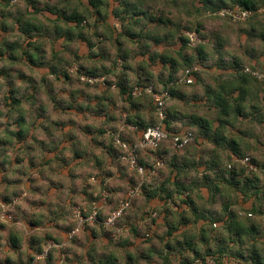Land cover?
<instances>
[{
	"label": "rangeland",
	"instance_id": "374dc122",
	"mask_svg": "<svg viewBox=\"0 0 264 264\" xmlns=\"http://www.w3.org/2000/svg\"><path fill=\"white\" fill-rule=\"evenodd\" d=\"M195 1L197 0L148 1L151 3L150 10H153V13L149 11L147 13L153 14L151 16H154V18L160 16L159 18L163 20H169L173 25L168 27L152 25L149 20L140 19V15L136 17L139 19V23H134L132 21L134 19L130 20V17H126L127 20H124L126 21L125 26L121 29L118 28V31L113 33L114 37L110 34L107 43H105L106 39L104 40L103 37L99 39L97 55L103 57V59L107 57L106 60L86 62L89 67L97 69L96 77H103L104 84L95 89H87L78 82L68 84L64 80L53 81L54 78H51L53 91L50 95H56V104L53 103L46 92V84L41 81V78L40 80L34 78L36 89L25 82V79L30 78L22 76L27 73L26 67L29 66L22 62L21 59L23 58L20 59L19 57H17L19 60L11 63L8 56L9 52L3 46L13 41L19 42L20 39L17 35L13 36V33L5 36L6 33L4 34V31L0 29V36L4 34V38L0 37V52H4L0 55V196L8 198L7 202L9 203L8 206L0 208V264H187L196 254H214L215 256L219 248L222 249L223 255L219 260L217 259L218 264H253L250 258V251L252 250H255L254 252L259 253L264 258L263 218L262 221L258 220L260 222L258 233L253 237H244L241 244H232L228 239V234L222 233L218 228H213L214 233L209 234L212 238L206 243L201 240L197 225L192 222L194 217L190 210L179 211V207L183 206L181 203L178 204V209L174 210L171 206L172 211L165 209V213L167 216H171L170 220L175 221L174 225H177V222H182L181 220L184 218L186 224H191L188 229L180 232L178 231L180 228L176 227L174 229L173 225L169 227L166 224L168 230L173 228V232L169 231L170 233L167 234L166 228L157 227L154 237L142 240L143 234L149 229V224L154 218L157 220L162 210L153 206L150 207L141 193L132 202V208L127 217V222L134 226L133 230L135 229V231L131 229L130 236H121L117 238L118 240L111 241L109 232L87 223L85 225L79 224V230L81 231L78 235L65 239L58 228H60L59 226H66L68 229L77 227L78 220L73 217L74 207L72 206L66 211L62 208L64 212H61L68 214L71 220L70 225L52 223L49 220L51 215H43L44 212L41 213L36 210V206L33 207V204L37 202L36 195L28 193L24 185L26 176H21V171L17 170V166L24 165L23 162L26 157L31 166L33 162L36 164L33 165L35 167L45 162L42 153L50 144H53L57 149L59 147L58 150L61 149V152H56L61 157L67 156L66 154L69 153L67 147L61 146L65 140L71 141L66 146L70 145L73 149L75 146L79 147L81 145L80 148L84 150L85 158L77 167L80 173H76L75 176L87 174L86 180H91V176L95 178L97 175L100 177L99 180L104 181V178H108L109 181L104 186H99L96 179L94 182L92 181L94 191L99 198L108 194L107 188L123 186L120 195L117 193L111 194L110 200L107 199L106 205L101 208V215H106L112 211L124 193L132 188V185L139 182H142V186L148 184L149 177L146 178L147 175L141 180V176L130 170L127 165L119 163L116 154H112L114 147L108 133L117 128L123 114H128L133 122H138L135 118L138 115L143 124H155L154 113L149 109V97L143 99V96L148 95L143 93L142 98L137 97L135 100L132 98L129 101L124 99L122 92L127 93L130 90L132 92L135 88H139L137 86L160 90L167 85V87L173 89L174 97L167 102L166 106L169 107H166V114L169 110L171 113L175 111L181 116L186 115V118L192 116L193 113L195 115L202 114L201 118L203 120L207 121V117H209L210 121L213 119V115L207 112L208 109L205 108L207 103H202L203 100L208 99V86L212 88L225 87L224 83H221V78L226 77L230 82L235 81L232 75L237 74L236 69L243 66L251 67V65H254L257 69H264V0L258 3H262L261 5L254 7L255 12L251 18L240 23L212 16L203 10L199 11L200 8L195 4ZM23 4H25L24 1L17 2L12 7ZM157 8L161 10L157 11L159 15L156 13ZM117 22L121 23L120 20ZM91 23L85 21L83 23L84 28L90 27ZM123 28L133 32L134 35L128 37V39L126 36H122L123 33L119 31H122ZM195 28H198L197 31H199V34L197 33L200 39L198 48H201L202 55L207 58H215L218 55V58H221V64L227 69L217 63L216 65L221 66V69L209 71L215 65L213 60L205 62V64H199L195 47H182L179 40L180 36L183 37L187 32H194ZM218 42L221 43V46L218 45ZM20 43L23 44L24 42L20 41ZM7 46L11 47L8 44ZM16 51L20 55V50ZM160 56L175 60L174 68L171 69L172 67H169V65H164ZM189 58L193 59L191 64L186 62ZM70 65L64 66H67L66 69L68 70L76 67H70ZM189 65L199 68L197 83L201 84V91L192 89L193 86L191 88L179 86L183 83L178 79V74ZM101 68H103L102 72ZM222 75H225V77ZM204 78H207V80ZM167 80L174 81V83H168ZM209 80L211 81L210 84L208 83ZM9 82L12 83L13 90L18 94L17 97L22 96L18 110L26 114L23 118L25 121L27 120L23 126V130L27 133L25 142L16 140V138L9 139L7 135V132L19 130V126L15 124V116L18 115V111L16 113L12 109L14 103L10 101L12 96L14 97V93H7L8 88H10ZM38 83L40 84L39 87H37ZM246 85L250 89V96L246 99L247 107L251 112L252 107L249 106H257L260 109L258 113H261L264 117V104L259 100L261 97L259 94L263 95L264 93L256 82L250 78ZM79 88L84 90L85 93H75V90ZM101 89H103V93L100 92ZM28 95H32L31 98L34 99L31 100ZM229 101L232 102V100ZM71 103L72 109L67 107ZM197 107L204 108L200 110L202 113L199 112ZM132 108L138 109H136V112L131 113ZM32 120L35 123L37 120H39L38 122L41 120L48 121V124H46L43 132L42 130L38 133L36 131L28 137L31 126L35 127L34 124H31ZM49 122L53 124L60 122L61 124L55 127ZM169 126L172 125L169 124ZM238 127L243 132L238 134V137H240L239 143L244 148L247 145L250 149L255 148L258 140L261 142L264 137V118L259 122L258 118L249 117ZM173 128L179 129L175 126ZM190 128L194 136L197 133L200 134L199 129ZM35 130H38V128ZM227 134L236 135L231 132ZM129 137L132 138L130 133ZM40 138H44L43 141L45 140V142H41L42 139ZM42 143L47 144L44 149L41 147ZM207 144L206 151L212 148L209 143ZM22 146L25 147L24 150H21ZM39 149H43V151ZM250 155L256 159L260 156L254 149L250 151ZM250 155L247 154L246 156L250 157ZM106 156L111 158V166H109L110 163L106 160L108 159ZM162 162L163 165L155 171L157 175L163 172L166 165L163 159ZM47 168L41 167L40 170L45 172ZM57 173V170H52V177L54 176L57 181H64L65 173L62 175L64 176L63 179L58 177ZM117 173H120L126 179L119 180ZM185 173L178 174L181 186L186 184L185 179L188 183L191 176L193 180L195 177L196 179L202 177L197 173ZM39 175V177L37 176L36 179L33 178L32 180L37 181L39 184H45L44 176ZM157 175L154 179L157 178ZM253 175L258 177V186L262 185L264 171L256 169ZM170 178L171 174L165 182H170ZM77 181L78 184H81V177L75 182L77 183ZM252 198L250 196L247 200H241L240 208L235 211L240 218L247 215L246 210L251 208ZM263 199L264 197L259 198L258 204H261ZM246 202L248 203L246 204ZM79 205V201L75 203L76 208ZM90 211L89 209L88 213ZM131 219L134 221H131ZM135 222H137V225L133 224ZM162 225H165V223L160 224V226ZM32 227H35V230H31ZM12 238H17L15 246L11 243ZM186 242H189L193 247H187ZM45 249L46 254H44ZM238 254H243L244 259H240ZM233 260H237L238 263Z\"/></svg>",
	"mask_w": 264,
	"mask_h": 264
},
{
	"label": "crops",
	"instance_id": "0c3cea01",
	"mask_svg": "<svg viewBox=\"0 0 264 264\" xmlns=\"http://www.w3.org/2000/svg\"><path fill=\"white\" fill-rule=\"evenodd\" d=\"M148 1L150 0H94V7L90 5L89 0H30L28 4L18 5L16 7H10V6H4L0 3V29L4 31L5 36H8V34L13 33L14 35L18 36V39L20 41L24 42L23 44L20 43V41H13L10 43H7L8 45H11L13 48H17L19 46L20 54H23L24 52L27 54L26 56H23L22 62L29 67H26L27 73L23 74L22 77H29V80H40V78H47V80L51 78H55V75L51 73V68L54 66H64L68 63H72L75 59H80L82 62H85L87 60H96L100 61L102 60L101 56L96 55L90 56L93 54H97L98 52V43L99 39L103 37L105 40V43H107V40H109L110 31L112 33H115L112 29L117 24L118 18L115 17V12L118 14V16L121 17H130L125 13L129 9L130 6L136 8V13H139L140 19H145L143 14L147 15H153L150 13H153V10H150L151 3ZM214 2H220L223 1L227 5L230 4V0H212ZM250 1L252 6H259L261 4H258L259 2L263 0H247ZM1 2V0H0ZM127 3L121 4V3ZM195 4L198 5V2L195 1ZM124 5L128 7H123ZM199 6V5H198ZM196 7V6H195ZM108 9V10H107ZM160 8L156 9V13ZM115 11V12H114ZM150 13H147V12ZM161 11V10H159ZM8 13V14H7ZM159 15V13H157ZM137 15V16H139ZM136 16V17H137ZM75 18L81 19L82 23L85 21L92 22L90 27H85L80 25L78 28L76 21H74ZM136 19V18H134ZM127 20V19H126ZM146 20V19H145ZM126 23V21H125ZM156 23L152 22V25H155ZM125 25V24H124ZM13 31V32H12ZM111 33V34H112ZM4 34L0 37L4 38ZM113 35V34H112ZM114 37V35H113ZM4 44V42H2ZM220 43V42H218ZM7 44L3 45L8 50L11 47H8ZM221 44V43H220ZM221 46V45H220ZM6 51V50H5ZM9 51V50H8ZM7 51V52H8ZM4 53V52H3ZM52 53H56L58 57L60 58V61H56L57 64L54 65V62H52ZM225 58V57H224ZM213 60V63L217 61L218 64L223 66L221 64V58H218V55L213 58H207V62H211ZM226 60V58H225ZM53 63V64H52ZM62 64V65H61ZM23 68L25 69V66L22 64ZM220 67H217L216 64L213 66V68H210V70L216 71L217 69H221ZM224 69H227L225 66H223ZM232 72V71H230ZM208 74V73H207ZM231 74V73H227ZM26 75V76H25ZM210 75V74H208ZM218 75H220L218 73ZM225 77V75H222ZM226 78V77H225ZM221 78V83L226 82L225 87L218 86V87H210L208 86V99H205L202 101V103L205 104V108L208 109V113L213 115V119L209 121V117H207V121L202 120L201 125L206 128L199 129L198 126L190 124L191 122V116L186 118L185 116H181L179 114L172 115L178 117V119H181L180 121H174L172 118H170L167 115L169 126L171 131H177V130H191L190 127H194V129L202 130L201 134H195V140L191 143V145L185 147L182 150H174L172 144L170 141H165L161 148L159 149L160 157L163 158L166 162H172L176 165L177 168L185 169L186 174H212L207 166L205 164L195 166V163L200 161H207L208 160V153L218 151L220 152V155L225 157L224 166H226L228 155L231 157V159L236 158L233 153H231L230 150L224 149L222 147H219L217 145L218 142L222 139V137H225L228 141L235 140L238 147L245 151L246 148L249 147V145L243 147L242 144H240V137H238V134L243 133L241 130H239L240 124L244 123L250 113L249 108L246 104V99L250 96V89L247 87V85H243L244 87V101L242 103V114L245 116L243 117H235L231 114L229 117L225 118V115L220 114V108L217 105V97L221 96L224 98L226 94L229 93V85H228V78ZM207 80V78H204ZM209 80V84H210ZM230 83V82H229ZM192 89L201 91V84L196 85V87H193ZM101 89L100 92H104ZM236 96V95H235ZM259 98L260 101L263 102L264 95H261ZM125 97V96H123ZM126 99V97L124 98ZM258 99V98H257ZM201 103V102H200ZM196 104V103H194ZM232 104V102H231ZM263 104V103H262ZM170 105V104H169ZM138 106V104H137ZM169 107V106H168ZM249 107H253L249 106ZM199 112L202 113L204 108L197 107ZM72 109V108H71ZM138 108H132L130 110L131 113L136 112ZM151 110V109H150ZM147 112V111H146ZM218 113V114H217ZM152 114V113H151ZM199 116H202V114H198ZM135 118L137 121L142 123V120L139 119L140 116L136 115ZM235 120V121H233ZM39 120L34 123L35 127L31 126L28 137H30L31 133H34L37 131L42 132L44 131L46 124H48V121ZM186 121V122H185ZM185 122V124H183ZM40 123V124H39ZM51 125H55L57 127L60 125V122L52 123L49 122ZM143 124V123H142ZM180 127L181 129L173 128V127ZM71 127V126H70ZM38 130H35L37 129ZM50 128V127H49ZM34 129V131H33ZM48 129V126H47ZM18 131V130H17ZM32 131V132H31ZM234 133L235 136L228 135ZM27 133H24V136L22 138L18 137L16 140H21L25 142ZM48 137V136H47ZM42 139V138H40ZM44 139V138H43ZM41 140V142L43 141ZM46 139V138H45ZM53 139V137H52ZM49 140V139H48ZM72 140V139H71ZM40 141V140H39ZM40 142V143H41ZM45 142V140L43 141ZM71 141L65 140L61 146L67 147L68 152L67 156H59V153L56 154L57 151L61 152V149H57L53 144H50L49 147L47 146L45 148V152L42 153L43 159L45 162L42 164H38V166L33 162V165L28 162L27 157L25 158V161L23 162L24 165L21 167L17 166L18 169L21 171V176H26V179L24 181V185L26 187V190L28 193H33L36 195V204H33V207L36 206V210L40 211L41 213L44 212L43 215L49 216V220L52 221V223H55L56 225H62L67 224L70 225V218L68 214L61 213L64 212L62 208L70 209L72 206L74 209L76 208L75 203L79 201L80 205L77 206V208L83 209V211H86L87 208L93 203H95L97 206L103 205V197L101 196L98 201H95L97 195L94 191L92 181L94 182L96 179V182L99 184V186H104L106 182L109 181L108 178H104L103 180H99V175H97L95 178L91 176V180H86L87 174L84 176L77 175L76 173H80L77 169L80 162L85 158L83 154L84 150L80 148V146L74 150L73 147H70V145L66 146V144H69ZM51 143V141H49ZM207 143H209L212 148L207 149ZM263 143V144H261ZM24 145V144H23ZM46 143H42V148L46 146ZM24 146L21 147V150H24ZM80 148V150H79ZM244 148V150H243ZM43 149H39L40 151H43ZM254 149L255 152H257L259 155L263 156L264 153V137L262 138L261 142L258 140L255 148L252 147L251 150ZM175 151V152H173ZM65 152V151H64ZM109 152V150H107ZM207 152V154H205ZM174 153V154H173ZM109 154V153H108ZM147 155V156H144ZM225 155V156H224ZM152 156L153 154H143L142 156V162L146 165L152 164ZM159 156V155H158ZM108 157V156H106ZM227 157V158H226ZM108 163H110L109 166H111V158L108 157L106 159ZM32 162V161H31ZM18 165V164H17ZM168 166V165H167ZM166 165L164 166L163 172L159 173L157 175L154 173L147 175L146 178L149 177V181H147L148 186L146 188L145 193H141L144 197V199L148 202L150 207H156L159 210L163 208H167V203L165 202V198L167 194H171L174 198V201L177 202L179 200V197L175 193L176 186H175V177L177 176L178 182L180 181V178L178 177V172L176 169L171 170ZM30 167V168H29ZM48 167L45 172H41L40 168ZM29 168V169H27ZM57 170L58 173L56 174L60 178H64L63 173H65V180H56L55 177L51 175L52 170ZM20 171H19V177H20ZM29 173V174H28ZM62 173V174H61ZM72 173V174H71ZM39 174L43 175L45 180V184H39L37 181H33L32 179H36ZM45 174V175H44ZM171 174L170 182H165L166 179ZM181 174V173H180ZM117 178L119 180L123 181L124 178L120 173H117ZM40 176V175H39ZM38 176V177H39ZM82 179L81 184H78L75 182L78 178ZM166 177V178H165ZM41 179V178H39ZM129 180V178H128ZM91 181V182H90ZM263 181V180H262ZM128 182V181H127ZM186 184H184L186 187L188 186V183L185 179ZM189 182V181H188ZM205 185L200 186L199 190L201 192L202 202L208 203L210 201L215 202L214 208L217 210V204H220V197L216 194L214 197L213 194L210 191H213L214 186L221 185L223 188H226V184L222 182H215L212 183L211 181L204 183ZM123 186H112L111 188H107L108 194L106 200H110L109 197L111 194H121L120 190ZM210 189V190H209ZM147 192V193H146ZM189 192V191H188ZM154 195L153 198H147V195ZM167 193V194H166ZM140 194V193H139ZM166 194V195H165ZM126 193H124L123 197L120 200H122L125 197ZM237 205L240 206L241 199H238ZM251 200V199H250ZM145 201V202H146ZM195 201L199 203V199L195 198ZM248 202H246L247 204ZM245 204V205H246ZM77 205V204H76ZM173 205V204H172ZM252 205V204H251ZM249 208V207H248ZM48 210V211H47ZM51 212V213H48ZM64 214V215H63ZM74 217V216H73ZM44 219V218H43ZM73 221V220H72ZM131 221H134L131 219ZM163 223V214L159 217L157 221V226L155 227V230L159 226V224ZM134 225H137V222L133 223ZM196 225L198 230L204 225V220H197ZM188 225L180 226V232L183 230H186L189 228ZM58 231L61 233L62 237L67 239V237H70V233L73 231H77L75 235H78L81 230H79V224L77 222V227L68 229L66 226H59ZM63 227V228H61ZM162 228V227H161ZM31 230H35V227H32ZM157 231V230H156Z\"/></svg>",
	"mask_w": 264,
	"mask_h": 264
},
{
	"label": "trees",
	"instance_id": "16d2710c",
	"mask_svg": "<svg viewBox=\"0 0 264 264\" xmlns=\"http://www.w3.org/2000/svg\"><path fill=\"white\" fill-rule=\"evenodd\" d=\"M11 1L12 0H1L0 3L2 5H4V6L12 7L13 4L11 3ZM29 1L30 0H25L24 2L25 3L27 2L26 4H28ZM230 1H231L230 4L227 5L223 1L214 2L212 0H197L198 5H199L198 8H200L199 11L200 10L206 11V12H208V14H210L212 16H216L215 13L218 10L222 9V8H231V7L235 6V5H239V6L243 7L244 9H249V10H252V11L255 12V8L252 6L250 1H247V0H230ZM89 2H90V5L94 7V0H89ZM121 4H126L127 5V3H125V2H123ZM126 5H124L123 7H128ZM125 13L130 16V20L136 18V16L139 15V13H136V8H134L132 6H130L129 9L127 11H125ZM114 14H115V17L118 18L120 20V22H121V23L117 22L115 27H113V29H112L114 32H117L118 28L121 29L122 27L125 26L124 25L125 24L124 20L126 18L118 16V14H116V12ZM143 15H144L145 19L149 20L151 23L155 22L156 26L159 25L161 27H168L170 25H173L169 20H163V19L159 18L160 16L158 18H154V16H151V15H147V14H143ZM216 17H219V16H216ZM219 18H222V17H219ZM222 19L229 20L228 18H222ZM74 21H76V24H77V26L79 28L81 23H82L81 19L75 18ZM132 21H134V23H139V19H137V18L132 20ZM83 23H82V25H83ZM197 29L198 28H195L194 32H197L199 34V31H197ZM119 32L123 33L122 36H126L127 39H128V37H132L134 35L133 32H130L126 28H123V30L119 31ZM111 33L112 32L110 31V34ZM179 40L182 43V47H184V48L188 47V45H187L188 40H187V38L185 36H183V37L180 36ZM198 45H199V43H197V45L195 46L196 54H197V57H198V63L199 64H205V62L207 63V57L202 55V53H201L202 50H201V48H198L199 47ZM218 45L220 46L221 44L218 43ZM19 49H20L19 46L16 49L13 48V47H11L10 49L8 48V50H9L8 51L9 52L8 56H9V58L11 60V63L12 62H16V60H19L17 57H19L21 59V58H23V56L27 55L25 52L23 54L18 55L16 50H19ZM2 54H3V52H0V55H2ZM96 55L97 54H93V55H90V56L91 57L92 56L95 57ZM160 57H161V59H162L161 61H162V63L164 65H169V67H172L171 69L174 68L173 66H174V61L175 60L169 59L166 56H164V57L160 56ZM106 58L107 57H105L103 59V57H102L101 59L106 60ZM56 61H60V58L58 57V55L56 53H52V62H54V65L57 64ZM87 61H91V60H87ZM87 61L82 62L80 59H78V60L75 59L72 63H68V64H71L70 67L76 66L75 68L77 69L76 70L77 74L70 72V70L72 68L70 70L66 69L68 64H67V66H59V67L58 66H54V67H52L50 71H51V73L53 75H55V78H54L53 81L64 80V82L68 83V84H71L72 82H78V83L82 84V86L87 88V89H90V88L95 89L98 86L103 85V84L89 85V84H83V83H81L79 81L78 75H80V74H85V75H87L89 77H96L97 69H95L93 67H89L86 64ZM186 62L191 64V62H193V59L191 60L189 58V59L186 60ZM213 64H217V61L215 63H213ZM216 66L218 67V65H216ZM190 67H192V66L189 65L186 68H184L183 70H181L180 73L178 74V77H179L178 79L181 78L183 71L185 69H187V68H190ZM244 67H247V66H243L240 69H236L238 73L235 74V75H232V77H234L235 81H231L230 82L228 80L230 82V83L228 82V85H229L228 89L230 90L229 93L226 94V96L224 98H222L221 96L220 97L218 96L217 99H216L217 105L220 108V114L221 115H225V118L229 117L231 114L234 116V119H235V117H243L244 116L242 114V106H241L243 101H244V98H245V95H244V92H243V90H244V88H243L244 86L243 85H246L249 82V78H250L249 76L243 74L242 70H243ZM251 67L255 68L254 65H251ZM102 71H103V68H101V72ZM198 77H199L198 73H195L194 83L193 84H190V85L183 84V85H179V86H186L188 88L189 87L191 88V86L194 87V85L198 82ZM196 79H197V81H196ZM251 80H253V79H251ZM34 81L35 80H32V79L31 80L25 79V82L30 84V87H33V88L35 87V89H36V84H35ZM41 81L45 82V84H46V87H45L46 88V92L49 94V97L51 98V100H53V103L56 104V101H57L56 95H54V96L50 95V93L53 91L52 88H51L52 87V80L51 79L47 80V78H42ZM167 82L168 83H172V84L174 83V81L172 82L171 80H167ZM39 83L37 84V87H39V85H40ZM223 83H224L223 85H226V82H223ZM256 84L260 88L259 84L258 83H256ZM9 87L10 88H8V92L7 93H14V97H15L14 98L12 96L10 101H12L14 103V107H12V109H14V111L16 113L18 111V113H17L18 115L15 116L16 117L15 124L17 126H19V130L15 131V132H13V131L7 132V135L9 136V139H11V138L15 139V138L18 137V135H19L20 138H22L24 136V133H25V130H23L24 129L23 126L26 124V121H27V120L25 121L23 119L26 116V114L24 112L21 113L18 110V108H19V106L21 104L22 96L21 97H17L18 94L16 93V91L13 90L11 82H9ZM137 87L145 88L143 86H137ZM154 90L155 91L167 90L170 93V99L169 100H172V97H174L173 89L167 87V85L165 87H163L162 89H160V90H157V89H154ZM130 91L127 92V93L122 92L123 96L126 97V100L130 101V100H132V98H133V100H135V98H137V97H133L132 96V92H130ZM75 93H85V91L82 90L81 88H79L78 90L77 89L75 90ZM142 95H143V93L139 97L142 98ZM31 97H32V95H28V98H30L31 100L34 99V98H31ZM148 97H149V99H148ZM144 98H147L150 101L149 102L150 103V108L149 109H151L152 112L154 113V115H153L154 116V122H155V124H157L158 123V118L156 116V113H155V110H154V107H153V104H152V101H151V97L148 95V96H143V99ZM229 100H232V104H231V102ZM262 103L264 104V96H263V102ZM9 105L11 106V104H9ZM67 107L68 108H72V103L70 105H68ZM166 107L168 108V106H166ZM258 111H260V109H258L257 106L253 105V107L251 108L252 114L250 112L246 116L248 118L249 117H253V118H256V119L258 118L259 122H260L261 119L264 118V117L261 115V113L259 114ZM172 113L174 115H177V113L175 111L172 112ZM172 113L169 110L168 111V116L170 118H172L174 121L175 120L178 121L179 120L178 117L176 118V116L172 115ZM165 115H166V108H165ZM30 118H32V116H30ZM189 120H191V122H189L190 124L198 126L199 129L206 128L205 126L203 127L201 125V123H202L201 121L203 119L199 115H195L193 113L192 116H191V119H189ZM168 121L169 120H168L167 115H166V120L164 122V125H165L167 133H169V134H173V133L181 132V131H190V132H192L191 130L171 131L170 128H169V122ZM34 123L35 122L32 120L31 124H34ZM127 124L134 125V126L138 127L139 129H144L146 126H149V125H155V124H150V123L142 124L141 122L139 123V122H136V121L133 122L132 120H130V116H128V114H127ZM178 128L181 129L180 127H178ZM129 133L132 135V138L129 137ZM192 134H193V132H192ZM200 134L204 135L202 133V130H200ZM126 137H127V139L129 141H133L134 142L136 140L137 134H134L132 132H127L126 133ZM194 140H195V136H194ZM111 143H112V141H111ZM191 143H190V145H191ZM217 145L219 147L224 148V149L230 150L231 153H233V155L236 158H234V159L232 158L231 159V157L228 155V158L226 157L228 162L226 163V166H224L223 163L225 161V157L222 158V156L220 155V152L214 151V152L208 153V157L209 158H208L207 161H205V162L200 161V162H197V163L193 164L194 168H195L196 165L199 166V165L205 164L207 166L208 170L212 174H204V175H202V177L200 179H196V177H195L194 180H193V178L191 176L190 179H189L187 187L185 185L181 186L179 184L178 180L176 179L177 176L175 177V181H174L175 186H176L175 193L179 197V200L177 202H175L174 198L172 197V195L170 193L169 194L166 193L167 195L165 194L166 197H164V198L166 200L165 202L167 203V206H166L167 208L161 209L162 211H161V213L159 215V217H160L163 214V224L165 223V225H162L163 227L162 226L161 227L163 229L166 228V233L167 234L170 233L171 231L173 232V230H172L173 228L176 229V227L180 228V226L188 225V224H186V221H184V218H182V220H181L182 222H177V225H174L175 221L170 220L171 216H167L166 213H165V209L167 211H172L171 206L174 208V210L178 209V204L179 203H181L183 205V206L179 207V211L180 212L181 211H189L190 210L191 214L194 217L192 219V222H194L196 224L197 220H200V219L204 220V225L199 229L198 233H200V237L202 238L201 240L202 241L204 240L206 243L209 242L210 238H212V237H210L209 234L210 233L211 234L214 233L213 232V228H215V229L218 228L220 231H222V233L228 234V239H230L232 244H241L242 239L244 237H253L256 233H258V229H259V226H260V222H258V220L262 221V218L264 219V199L261 200V202H262L261 204H258V199L261 198V197H264V181L262 182V185L258 186L259 185L258 177L253 175L254 171H251L249 173L246 172V167L244 165H242V163L240 162L245 157H248L246 155L247 154L250 155V151H252L253 149L251 150L250 147H248V148L245 149V151H242L238 147V145L235 142V140L234 141L233 140H231V141L229 140L228 141L225 137H222V139L220 140V142L217 143ZM76 147L77 146H75V148ZM75 148H74V150H75ZM158 152H159V150H157L155 152V154L159 155V157H160V154ZM113 153L115 155L116 149H114V151H112V154ZM150 153H152V152H150ZM260 156H258L257 159H256V158H254V157H252L250 155V157H248V158L250 159V163L253 166H255V168L258 171H264V153H263V156L262 155H260ZM161 159H163V158H161ZM140 162L144 166V169L146 171V175L154 174L155 171L157 169H159V168H156L154 170V173H151V170L153 169L152 168V164L151 165L148 164V165L145 166V164L142 162V157H141V161ZM165 164L168 165L167 167L170 168L171 170L176 169L178 173L186 172L185 169L177 168L176 165L173 163V161L170 162V163L165 161ZM228 167H230V168H228ZM178 177H179V175H178ZM209 181H211L212 183L215 182V184H216V182H222V183L226 184V188H223L221 185H219V186H214L213 189H212L213 191H210L213 194L212 197H214L216 194L220 197V204H217V210H215V208H214L215 202H212V201H210L208 203L202 202V198L203 197L201 196V192L199 190V187L205 185L204 183H207ZM136 185L137 184L132 185L131 187L133 188ZM141 186H142V184H141ZM147 186H148V184H144V186H142V190H141V187H140V193H145ZM154 195H153V193H152V195H147V198H153ZM250 196L253 197L252 198L253 202H252L251 208L249 210H246L247 211V213H246L247 215H245L244 218H240L238 213L235 212L236 209L238 210V208H240V206L237 205L238 199L247 200ZM0 198L2 199V202L8 203L7 202L8 198H6L4 196H0ZM195 198L199 199L200 202L197 203L195 201ZM94 200L98 201L99 197L97 196L96 199H94ZM92 204H93V202H92ZM92 204L88 207L90 210H91ZM115 207L113 209H115ZM89 209H87L86 211H83V209H81L82 215L84 217L89 214L88 213ZM130 209L127 211L126 214H124L123 218L119 221L120 225H124V226L128 227V231L126 233L120 235V236H116L112 229L107 228L103 224H100L98 222H95V223L90 224V225L98 226L100 229L102 228L105 231L109 232L111 241H113L114 239L120 238L121 236H125V235L126 236H130L129 234L131 232V229H132V231H135V229L133 230L134 226H131V224H129L127 222L128 221L127 217L130 214V212H129ZM100 211H101V209H100ZM100 211H99V215H98V219H99L98 221L104 220V216H105V215H101ZM249 214L251 215L250 217L248 216ZM159 217L157 218V220L153 217L154 220H152V222L149 224V229L147 230V232H145L143 234L142 240H147V239H149L151 237H154V233L157 232L155 230L154 226H157V221H158ZM85 224H87V223H85ZM166 224L169 227H171V225H173V228L172 229L170 228L171 230H168V227H166L167 226ZM189 225L191 226V224H189ZM159 226H160V224H159ZM179 230L180 229H178V231ZM74 235L75 234L70 236V238H72ZM16 240H17V238H12L11 239V243L14 246H15V241ZM186 246L189 247V248L193 247V246H191V244L189 242H186ZM254 251L255 250L250 251V258L252 260V263L253 264H264V258H262L259 255V253L254 252ZM239 253H241V252H239ZM222 255H223V251H222L221 248H219L218 252H217V254L215 256H214V254H203V255L196 254V256L190 262H188L187 264H191L192 261L195 260L196 258H205V257H211V258H214L217 261V259L219 260ZM242 255L243 254H238V257L240 259L241 258L244 259ZM234 258H235V256H234ZM233 261L238 262L237 260H233Z\"/></svg>",
	"mask_w": 264,
	"mask_h": 264
},
{
	"label": "built area",
	"instance_id": "2783aa9c",
	"mask_svg": "<svg viewBox=\"0 0 264 264\" xmlns=\"http://www.w3.org/2000/svg\"><path fill=\"white\" fill-rule=\"evenodd\" d=\"M25 0H12L11 3L15 4L17 2H21ZM216 16L222 18H228L232 22L240 23L248 20L254 14V11L249 9H244L239 5H235L231 8H222L218 10ZM184 36L188 40V47L194 48L197 43H200V39L198 38L197 32H187ZM76 68L70 70L72 73H76ZM199 71L197 66H192L183 71L182 76L180 78V82L183 84H193L195 73ZM243 74L249 76L256 83L259 84L261 91L264 93V69H257L254 67H244L242 70ZM79 81L83 84H104V78L98 77H89L85 74L78 75ZM142 93H145L151 97V101L158 118V123L155 125L146 126L144 129H139L138 127L127 124V115L123 114L118 122L117 128L108 133V137L111 139L113 143L114 149H116V157L119 163L123 165H127L130 170L135 171L139 176H141V180L144 179L146 175V171L144 166L141 164V157L143 154H153L152 156V170L151 173H154V170L163 165L161 157L155 154L157 150H159L162 144L165 141H170L173 148L177 150H182L187 147L194 140V136L190 131H181L173 134H169L166 131L164 122L166 120L165 108L167 102L170 99V93L167 90L164 91H155L152 87L148 88H135L132 91L133 97H139ZM127 132H132L137 134L136 140L129 141L126 137ZM242 165L246 167V172L255 171L256 168L250 163V159L245 157L240 161ZM230 168V167H228ZM142 182H139L135 187L131 188L125 195V197L118 202L115 209L108 212L104 216V220L98 221V215L100 209L103 205H106L107 194L103 197V205L97 206L95 203L91 206V211L87 216L82 215V211L80 208L74 209V217L78 220V224H93L98 222L103 224L105 227L110 228L114 231L116 236H120L128 231V227L124 225H120L119 221L123 218L124 214L131 208L132 202L140 193V187ZM9 203L2 202L0 198V208H4L8 206ZM251 216L250 214L248 215ZM76 231L71 232L70 236L75 234ZM44 254H46V249ZM238 263V262H237ZM191 264H218V262L211 257L205 258H196L192 261ZM236 264V263H235ZM240 264V263H238Z\"/></svg>",
	"mask_w": 264,
	"mask_h": 264
}]
</instances>
